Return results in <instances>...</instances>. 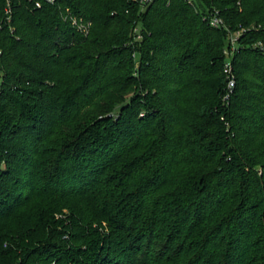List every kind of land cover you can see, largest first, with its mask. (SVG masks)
I'll return each mask as SVG.
<instances>
[{
  "label": "trees",
  "instance_id": "obj_1",
  "mask_svg": "<svg viewBox=\"0 0 264 264\" xmlns=\"http://www.w3.org/2000/svg\"><path fill=\"white\" fill-rule=\"evenodd\" d=\"M4 5L0 264H264V0Z\"/></svg>",
  "mask_w": 264,
  "mask_h": 264
},
{
  "label": "built area",
  "instance_id": "obj_2",
  "mask_svg": "<svg viewBox=\"0 0 264 264\" xmlns=\"http://www.w3.org/2000/svg\"><path fill=\"white\" fill-rule=\"evenodd\" d=\"M34 1L36 7H42L43 2L47 3H54L56 0H30ZM154 0H140V3L143 8H146L148 5H150ZM190 3L192 0H188ZM13 0H5V5H4V21L6 24L11 25L12 23V17H13ZM205 19L209 21V23L214 26V27H224L225 22L222 17L219 16L218 11L213 12L209 14L208 16H205ZM74 24H77L80 29H82L85 33L88 32V26L84 24H79L77 19H74ZM90 24V23H89ZM11 31H13V28H10ZM250 28H242L239 31L233 32L229 31V46L225 49V53L227 54V60L225 63V73L227 77L229 78L228 86H227V92L224 95L223 101L226 104H229L231 95L234 90L235 86V76H234V71H233V64L231 60V56L233 52L236 50L237 44H238V39L239 37L247 30ZM256 47H259L262 52L264 53V43L262 41H258L255 44ZM1 54V51H0ZM0 75H1V70H0Z\"/></svg>",
  "mask_w": 264,
  "mask_h": 264
},
{
  "label": "rangeland",
  "instance_id": "obj_3",
  "mask_svg": "<svg viewBox=\"0 0 264 264\" xmlns=\"http://www.w3.org/2000/svg\"><path fill=\"white\" fill-rule=\"evenodd\" d=\"M236 31H239V30H236ZM235 32V31H234ZM1 84H2V76L0 75V86H1ZM68 214L69 213V210L68 209H64L63 210V214H58L57 216L58 217H62V218H65V214ZM104 225L106 226V223H104ZM105 232H108V229L107 228H105Z\"/></svg>",
  "mask_w": 264,
  "mask_h": 264
}]
</instances>
